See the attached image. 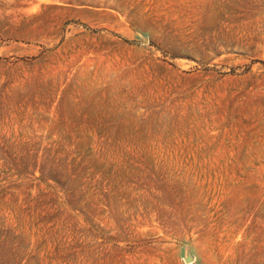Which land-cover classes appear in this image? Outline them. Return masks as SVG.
I'll return each mask as SVG.
<instances>
[{"label":"rangeland","instance_id":"rangeland-1","mask_svg":"<svg viewBox=\"0 0 264 264\" xmlns=\"http://www.w3.org/2000/svg\"><path fill=\"white\" fill-rule=\"evenodd\" d=\"M0 264H264V0H0Z\"/></svg>","mask_w":264,"mask_h":264},{"label":"water","instance_id":"water-1","mask_svg":"<svg viewBox=\"0 0 264 264\" xmlns=\"http://www.w3.org/2000/svg\"><path fill=\"white\" fill-rule=\"evenodd\" d=\"M191 260V256L190 255H187L186 257H185V261H190Z\"/></svg>","mask_w":264,"mask_h":264}]
</instances>
